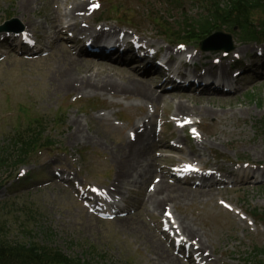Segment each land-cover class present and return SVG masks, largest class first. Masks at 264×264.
<instances>
[{"label": "rangeland", "instance_id": "374dc122", "mask_svg": "<svg viewBox=\"0 0 264 264\" xmlns=\"http://www.w3.org/2000/svg\"><path fill=\"white\" fill-rule=\"evenodd\" d=\"M18 2L19 0H0V25L11 16L26 31L46 36H39L43 46L52 39L54 42L51 44V51L45 54L30 57L10 52L0 62V148L8 145V135L21 126L19 123L26 124L29 118L35 116L47 120V137L52 139L54 145L33 154L29 162L15 172H12L11 167L0 170V180L4 182L0 186V215L4 222L2 231L7 230V234L11 232L10 238L21 241L26 235L30 238L36 231L44 234L45 229H50L53 234L51 246L61 249L69 257L91 260L93 253L96 264H148L146 255H151L152 248L145 244V234L139 231L137 225L122 229L113 220L94 216L73 188L56 178L54 172H63L74 179L76 187L81 183L98 189L107 188L114 179V169L107 159L109 150L104 149L101 140H83L76 144L69 141L67 134L74 119L82 123L85 132H100L98 138L101 137L111 148L119 134L115 128L120 127L129 132L131 125L148 113L153 121L149 125L155 126V140L163 141L166 146L173 143L181 147V152H176L169 147L160 146L155 151V155L162 159L159 166L169 167V159H173L172 163L175 164H179L180 160L186 161L185 155L189 150H194L201 153V161L210 164L211 167H205L212 170L218 167L231 168L236 163L264 169L263 74L234 94L208 95V103L203 102L205 94L163 90L166 96L172 92L189 93L193 108L199 105L210 106L217 113L216 128L212 124L216 122L214 118L203 120L199 116L186 117L185 122L190 120L193 121L191 125L194 128L199 126L200 129H197L202 133V139L206 135L211 142L213 136L219 138V142L211 145L212 149L201 151L198 149L200 143H197L202 140L197 137L200 133L194 134L192 127L188 125L190 123L185 129L171 128L176 119L172 116L174 103L169 99L160 104L158 109L152 110L149 106H135L133 101L122 98L66 93L54 89L53 70L63 66L60 64L64 61L63 54H76L69 48V44L60 39L61 35L56 27L59 22L53 20L54 5L50 4V0H39V9L29 14L33 23L31 27L25 24L29 16L20 19ZM69 2L71 0L58 2L60 10L70 7ZM13 6L15 10L11 11ZM203 6L200 0H105L97 10L89 14L83 25L89 31L97 27H108L122 30L144 43L167 44L165 38L158 34L160 28L163 26L170 27L167 31L176 30L181 24L183 12L185 15L195 16L204 10ZM122 7L128 10L124 19L121 17ZM132 16L136 17L135 20ZM68 20L69 18L65 20L61 15L60 23L66 24ZM130 20L136 25H131ZM221 43L215 38L209 45L219 47ZM2 48L0 46V51ZM235 48L224 55V51H202L195 43H189L185 51L196 56L194 61L197 65L205 62L214 64L215 59L218 64H214V68L223 63L228 72H233L234 61L253 55L258 47L235 42ZM173 50L181 49L176 47ZM82 59L97 61L89 57ZM77 70L81 72L83 69L77 67ZM153 78L155 83L161 80L157 75H153ZM156 89L160 91L157 87ZM251 94L253 99L249 97ZM98 117L104 119L101 124L90 120ZM218 125H225L227 130L220 131ZM104 130L109 133L108 138L102 133ZM253 148H261L262 154L254 156ZM136 189H140L137 194L134 193ZM146 189L147 184L141 187L128 184L121 188L120 194L112 195L123 199L128 197L129 201H134V197L133 206L138 207L137 212H141L139 204L144 201ZM211 189L215 194L212 199L186 200L174 210V214L185 218L208 237L210 243L205 246V250L211 254V258H218L209 260L208 264H254L257 259L248 261L246 258L253 248L264 247V223L251 218V213L257 210L264 217V185L247 183ZM133 206L130 208H134ZM134 217L138 218L140 228L146 227L154 234L151 224L156 225L159 231L160 227L166 228L163 225L166 218L157 212ZM38 238L41 239L42 235ZM170 251L174 253L171 245ZM152 258L155 264H169L165 255L153 254ZM179 259L180 264L185 263L183 259Z\"/></svg>", "mask_w": 264, "mask_h": 264}, {"label": "bare ground", "instance_id": "6f19581e", "mask_svg": "<svg viewBox=\"0 0 264 264\" xmlns=\"http://www.w3.org/2000/svg\"><path fill=\"white\" fill-rule=\"evenodd\" d=\"M58 2L63 3V0H58ZM58 2L57 0H50V4L54 5L53 20L58 23L62 15L65 20L69 18V20L72 21V23L66 27H63L58 23L56 27L59 31H61L62 34H65L68 31L77 33L82 31L83 27L81 24L85 22L89 16V11L87 9L88 0H71V2H69L71 6L63 9V11L60 10ZM40 5L39 0H19L17 11L21 13L20 19L24 16H29L33 10L39 9ZM14 10L15 7L13 6L11 11ZM27 19L28 20L25 21V24L31 27L33 25L32 19L30 16L27 17ZM101 31H103V29ZM101 42H103V40L97 39L92 43L102 44ZM190 55L192 54L190 53ZM63 60V62H60L63 66L58 69L55 68L53 70L54 73L52 72L54 89L57 91L66 93L77 92L87 95L101 94L102 96L122 98L127 101H133L135 106L142 107L146 105L152 110L158 109L160 104L165 103L167 99H169L170 102L174 103L172 116L175 119L184 120L185 117L190 116H199L203 120L214 118L216 122H213L212 124L214 128L217 127L218 115L210 106L199 105L198 107L193 108V105H190L189 95L191 94L189 93L177 94L172 92L166 96L163 93L164 89L158 83L154 82L151 74L144 72L138 73L130 67L121 66L119 64H109L103 61L91 62L82 59L81 56H71L67 53L63 54ZM220 66L224 68V65ZM77 67L82 68L83 70L79 72ZM223 74L225 77L230 76L225 70ZM156 87L160 90L159 92ZM203 99V102L205 101L206 103L210 100L208 94H205ZM147 118L149 119L147 120ZM90 120H94L101 124L104 119L98 117L90 118ZM149 124H153V121L147 113L144 114V116L139 117L137 121L131 125L129 132H125L123 128L120 127L115 128V131H119V134L115 137L116 141L111 148L101 137L98 138L100 132H97V130H93L90 133L85 132L82 123L77 119L72 121V128L67 134V137L72 144H76L83 140H96L97 142L101 140L104 149L109 150V157L107 159L114 169V179L110 182L107 188H104L105 192L120 194L121 188L128 184L137 185L138 187L147 184V189L144 191V201H142L139 206L141 212L134 211V213L129 212L114 217L115 223L122 229H128L130 226L137 225L139 231H142L145 234V244L153 250H151V255L149 253L146 255V263L155 264L154 259L152 258V255L155 254L156 256L165 255L169 264H180L178 261L180 260L179 255L170 251V245L168 244L166 235L159 231L154 224H151V228L156 235L146 227L144 229L140 228L139 223H137L138 218L134 217L135 215L136 217H141L142 214L147 216L150 212H157L160 215H164L173 233H175L177 237L183 238L188 243L192 242L191 246L194 253H197L202 260H218V258H211V254L207 253V250H205V246L210 243L205 233H201L198 229L188 223L185 218L174 214V210H176L179 205L184 204L186 200L206 201L212 199L215 195L212 192L213 189L208 187L195 189L192 185H180L179 180L178 182L173 183L174 180L171 178L172 175L169 173L170 171L167 168L158 165L162 159L155 155V151L158 150L160 146L164 145H160V143L155 140L154 125ZM218 127L220 131L227 130L225 125H218ZM195 128L196 133H200V136H196L202 139V133L198 130L200 129L199 126L197 125ZM102 133L106 134V138L109 137L107 131L104 130ZM212 136L213 135H211V137ZM207 138L209 137L206 135L201 142L197 141V143H200L199 150H210L212 149V144L219 142L218 137L213 136L212 142L211 140H207ZM170 149H173L176 152H181V148L171 147ZM244 151L246 152V150ZM252 151H254V156L262 154L261 148H253ZM185 160L186 161L180 160L181 167L184 163H201L203 166L211 167L210 164L205 161V163H203V161H201V153L198 154L197 151L194 150H189L188 154L185 155ZM169 161L172 163L173 159H169ZM221 170L226 173L232 172L231 170L227 171L224 168H221ZM191 172V174L197 175L196 177L206 176L213 173V171L208 173L203 171ZM156 177H159L158 180H156ZM95 202L106 203V201H103V199L98 196H96ZM187 263V259H185L184 264Z\"/></svg>", "mask_w": 264, "mask_h": 264}, {"label": "trees", "instance_id": "16d2710c", "mask_svg": "<svg viewBox=\"0 0 264 264\" xmlns=\"http://www.w3.org/2000/svg\"><path fill=\"white\" fill-rule=\"evenodd\" d=\"M207 1L209 3L204 6L203 14L198 13L192 18L184 16L182 28L172 33L161 30L162 34L168 39L198 43L214 30L225 28L234 31L240 42H264V0ZM252 96L249 97L253 99ZM18 125L21 126L8 135V145L0 148V170L9 167L14 170L32 154L53 145L45 135L46 119L35 116L29 118L26 124ZM1 218L0 215V264H95L93 253L91 260L69 258L59 248L48 245V240L37 242L39 235L49 239L51 232L48 229L44 230V234L34 232L31 240L13 241L7 236V231H2L4 222ZM253 251L251 257L259 258L256 264H264V248H255Z\"/></svg>", "mask_w": 264, "mask_h": 264}, {"label": "water", "instance_id": "95a60500", "mask_svg": "<svg viewBox=\"0 0 264 264\" xmlns=\"http://www.w3.org/2000/svg\"><path fill=\"white\" fill-rule=\"evenodd\" d=\"M214 36H220V37H223L226 40V46H225L226 50H230L232 48L231 36L229 34H224V33H221V32H217V33L214 34Z\"/></svg>", "mask_w": 264, "mask_h": 264}]
</instances>
